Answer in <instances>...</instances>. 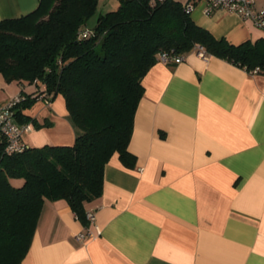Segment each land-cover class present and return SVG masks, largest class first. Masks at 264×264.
Returning a JSON list of instances; mask_svg holds the SVG:
<instances>
[{"label":"crops","instance_id":"obj_1","mask_svg":"<svg viewBox=\"0 0 264 264\" xmlns=\"http://www.w3.org/2000/svg\"><path fill=\"white\" fill-rule=\"evenodd\" d=\"M38 1L0 0V19ZM204 6L197 1L190 15L215 37L264 36L251 21L224 9L204 14ZM142 85L128 145L134 167L117 153L105 164L102 193L85 205L95 224L66 200L45 199L20 264H264V74L191 49L179 63L157 60ZM42 88L0 73V103ZM23 113L36 120L22 135L29 146L74 143L61 94ZM86 226L95 236L79 241Z\"/></svg>","mask_w":264,"mask_h":264},{"label":"trees","instance_id":"obj_2","mask_svg":"<svg viewBox=\"0 0 264 264\" xmlns=\"http://www.w3.org/2000/svg\"><path fill=\"white\" fill-rule=\"evenodd\" d=\"M99 2L39 0L26 14L0 19L3 78L43 85L19 92L16 120L36 124L23 110L36 99L51 101L61 94L77 130L71 145L26 144L14 153L0 145V264H20L45 199L66 200L87 225L85 205L101 195L112 155L134 167L128 145L144 93L142 79L161 52L183 54L200 45L208 54L264 74V36L238 44L217 38L178 0H119L90 28L87 21Z\"/></svg>","mask_w":264,"mask_h":264},{"label":"built area","instance_id":"obj_3","mask_svg":"<svg viewBox=\"0 0 264 264\" xmlns=\"http://www.w3.org/2000/svg\"><path fill=\"white\" fill-rule=\"evenodd\" d=\"M199 0H186L183 5L186 11L191 12ZM205 6L203 8L204 14H210L216 9H224L229 12L235 13L244 20H249L252 24L264 30V7L257 5V0H204ZM87 32L84 33L86 35ZM199 56L207 59L208 54L200 45L193 48ZM183 54H172L171 52L164 51L158 56V61L164 63H179L183 61ZM255 72V71H254ZM22 94L18 93L10 97L6 102L0 103V145L7 153H14L23 150L26 143L22 139L24 132L31 129L30 123L18 122L14 116V107L22 100ZM46 103L50 101L44 100ZM85 217L89 224H95L96 216L95 211L88 209L85 212ZM95 234L87 226L84 230L76 234L79 241L94 237Z\"/></svg>","mask_w":264,"mask_h":264},{"label":"rangeland","instance_id":"obj_4","mask_svg":"<svg viewBox=\"0 0 264 264\" xmlns=\"http://www.w3.org/2000/svg\"><path fill=\"white\" fill-rule=\"evenodd\" d=\"M118 1L119 0H106V3H104V4L102 2H100L98 4L97 8H96L95 14L88 19L87 26L90 27V28L94 27V25L96 24V18L98 16V14L103 13V12H105L107 10L115 9L118 4H116L114 6V4H112V3L113 2L117 3ZM257 2H258V0H257Z\"/></svg>","mask_w":264,"mask_h":264}]
</instances>
